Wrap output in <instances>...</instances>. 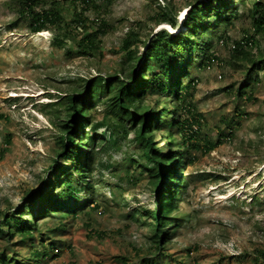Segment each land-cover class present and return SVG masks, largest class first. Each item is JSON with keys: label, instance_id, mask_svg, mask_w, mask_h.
Here are the masks:
<instances>
[{"label": "rangeland", "instance_id": "obj_1", "mask_svg": "<svg viewBox=\"0 0 264 264\" xmlns=\"http://www.w3.org/2000/svg\"><path fill=\"white\" fill-rule=\"evenodd\" d=\"M41 1L48 7L60 6L68 26L32 33L28 19L19 15L18 0H0L1 213L22 209L31 198L37 206L39 193L54 179L52 166L58 162L70 169L74 164L58 155V131L52 123L58 122L52 110L60 115L64 112V95L97 76L119 75L124 59L120 46L131 28L141 39L136 44L138 53L145 51L143 43L148 44L159 29L174 32L169 25L156 22L155 13L161 7L170 3L180 29L186 31L181 22L192 0H94L87 6L80 0ZM236 9L238 18L233 16ZM244 10L240 0H233L218 12L229 19L219 20L217 12L212 13L206 24L209 29L197 37L198 43L211 44L217 59L204 63L200 51L191 52L187 45L176 57L181 64L189 63L186 74L181 71L182 81H195L190 98L202 121L193 126L197 129L193 141L203 150H189L193 162L181 164L179 171L188 183L174 213L182 225L167 226L170 240L161 248L169 260L161 257L158 264H264L255 257L256 249H264V69L258 66L247 77L230 49L239 41L242 47L257 52V46L244 44L243 38L250 32ZM79 11L88 19L85 27L71 22L73 13ZM101 18L113 29L96 34L99 50L92 56L81 55L78 41L92 33ZM60 39L64 45L54 42ZM258 46L264 53V39ZM242 84L247 86L239 97L237 88ZM157 101L156 95L147 96L145 104L154 107ZM103 112L97 102L91 121H99ZM161 118L170 120L171 115L164 113ZM111 129L108 125L98 130L104 133L101 145L108 143L107 148L96 153L93 170L85 173L93 188L78 194L83 201L94 200L98 207L91 203L75 217L40 220L38 229L43 231L44 241L54 242L57 250L53 249L55 256L50 254L37 264H142L146 259L145 264H157L156 258H150L157 250L149 239L152 230L147 223L152 220L132 216L136 209L154 208V188L139 168L147 161L132 130L119 131L111 139ZM168 132L165 128L154 131L155 146L162 152H167L169 142L163 137ZM7 134L11 142L6 147ZM179 136L174 132V142ZM217 140L212 150L204 151L208 141ZM126 167L137 180H128ZM71 174L80 179L75 170ZM64 222L65 230L52 231ZM35 235L39 243L37 231ZM19 239V234L12 240L0 239V253L14 248L13 257H22L26 264L30 252Z\"/></svg>", "mask_w": 264, "mask_h": 264}, {"label": "trees", "instance_id": "obj_2", "mask_svg": "<svg viewBox=\"0 0 264 264\" xmlns=\"http://www.w3.org/2000/svg\"><path fill=\"white\" fill-rule=\"evenodd\" d=\"M80 1L87 6L94 0ZM41 2V0H18L19 15L28 19V28L32 33L41 32L52 26L55 29L68 26L60 6L54 3L48 7ZM232 2L233 0H192L187 5V11L181 22L182 28L186 31L180 29L177 15L172 12L170 3L168 6L161 7L155 13L156 22L169 25L174 32L167 28L159 29L148 44L143 41L146 49L143 53H138L136 44L141 39L134 28H131L120 46L124 59L120 61L119 75L107 78L97 76L85 81L81 86L64 95L61 102L64 111L62 115L57 110H52L55 119L58 120V122L52 120L58 131L57 142L60 146L58 155L61 156V160L72 159L74 164L70 169H64V165L58 162L52 166L55 170L54 179L52 180L51 177L49 183L53 190L48 187L44 193H39L37 206L31 198L25 201L22 209H16L10 213L0 212V239L12 240L16 234H19V241L30 252L29 262L26 264H37L40 260L47 259L50 254L51 256L56 255L52 252L53 249L57 250V245H54L52 241H44V233L38 229L40 220L53 217L60 219H66L68 216L75 217L91 203L92 207H98L94 200L89 201L90 203L83 201L78 194L82 189L89 192L93 188L89 178L84 177L85 173L93 170L97 159L96 153L107 148L108 143L101 145L104 133H98V130L108 125L112 128L111 139H115L119 131L132 130L134 140L141 146V156L147 162L139 168L146 172L147 180L154 188V208L142 211L136 209L132 216L152 220L147 223L149 229L152 230L149 239L157 250L150 254V258H156L157 264L161 257L169 260V256L161 247L170 240L171 232H165L167 226L172 225L173 228H177L182 225L181 218L175 217L174 209L188 183L187 178L181 175L179 170H181V164L193 162L194 157L190 155L189 150H203L193 141L197 133V129H193V126H199L202 121V115L197 112L190 98L195 81L194 79L182 81L181 71L186 74L189 63L181 64L176 57L182 47L187 45L191 52L194 49L200 51V54L204 56V63H211L213 59H217L214 51L210 50L211 44L207 41L198 43L197 37L209 29L206 24L212 13L217 12L219 20H228L227 16L223 17L218 12L229 7ZM240 3L245 9L242 13L249 18L250 28V32L243 38L244 44L257 46V52L242 47L243 42L239 41L230 49L234 53L232 57L242 64L245 75L251 77L252 72L258 66L264 69V53L258 46L259 40L264 39V1L240 0ZM238 14L236 9L233 16L238 18ZM87 20L83 11H79L73 13L71 22L78 27L84 26ZM96 24L92 33L85 35L77 43V52L83 56H92L99 50L98 42L95 40L97 33L104 35L113 29V26L103 18ZM54 42L60 45L65 44L62 39L54 40ZM245 86L247 84H242L237 88L239 97L245 90ZM162 94L165 95L162 97L163 101L161 100ZM152 95H156L158 99L154 107L145 104L146 97ZM97 102L101 103L104 112L99 121L93 122L91 113L95 110ZM164 113H170L171 119L161 118ZM126 121L130 122L127 128ZM87 128L89 131H86ZM164 128L169 130L163 137L165 142H169L167 152L160 151L153 140L154 131ZM174 132L180 135L178 142H174ZM229 133H232V128ZM222 135L223 133L219 132V136ZM4 142L6 147L9 146L11 136L7 134ZM207 143L204 151L212 150L219 140ZM99 145L100 147L97 148ZM133 162L131 160L130 164ZM72 170L79 173V180L73 179ZM124 175L128 177V180L138 179L129 167H126ZM65 226V222L59 223L52 231H63ZM36 231L39 234V243L34 237ZM13 252L14 248L0 253V264H9V262L25 264L22 257L18 258V255L13 257ZM255 257L256 260L264 262V249H256ZM121 259L127 261V257H121ZM145 261L142 264H145Z\"/></svg>", "mask_w": 264, "mask_h": 264}, {"label": "bare ground", "instance_id": "obj_3", "mask_svg": "<svg viewBox=\"0 0 264 264\" xmlns=\"http://www.w3.org/2000/svg\"><path fill=\"white\" fill-rule=\"evenodd\" d=\"M173 29V28H172Z\"/></svg>", "mask_w": 264, "mask_h": 264}, {"label": "clouds", "instance_id": "obj_4", "mask_svg": "<svg viewBox=\"0 0 264 264\" xmlns=\"http://www.w3.org/2000/svg\"><path fill=\"white\" fill-rule=\"evenodd\" d=\"M184 17V16H183Z\"/></svg>", "mask_w": 264, "mask_h": 264}]
</instances>
